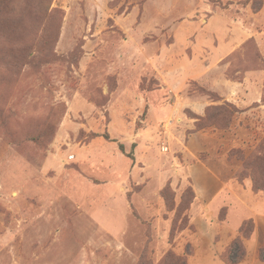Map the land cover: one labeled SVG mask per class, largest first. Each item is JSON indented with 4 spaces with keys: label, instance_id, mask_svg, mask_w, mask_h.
Returning a JSON list of instances; mask_svg holds the SVG:
<instances>
[{
    "label": "rangeland",
    "instance_id": "obj_1",
    "mask_svg": "<svg viewBox=\"0 0 264 264\" xmlns=\"http://www.w3.org/2000/svg\"><path fill=\"white\" fill-rule=\"evenodd\" d=\"M263 149L264 0H0V264H264Z\"/></svg>",
    "mask_w": 264,
    "mask_h": 264
},
{
    "label": "trees",
    "instance_id": "obj_2",
    "mask_svg": "<svg viewBox=\"0 0 264 264\" xmlns=\"http://www.w3.org/2000/svg\"><path fill=\"white\" fill-rule=\"evenodd\" d=\"M236 111H238V109L236 108ZM121 148L122 150L124 151V145L121 144ZM259 154L258 155H251L250 156V159H251V165L254 167H258L260 166V168H264V149L263 150H260L258 152ZM131 157H133L131 155ZM134 158V157H133ZM249 159V160H250ZM260 189V188H259ZM241 232L244 231V228L241 227ZM234 248V249H233ZM231 250H229L226 258H227V261L230 263V264H238L240 263L244 257L246 256V251L244 250L243 248V243H242V240L241 238H236L235 241H234V247H233ZM235 250V251H234ZM177 261H181L183 264H185V261L183 259H176Z\"/></svg>",
    "mask_w": 264,
    "mask_h": 264
}]
</instances>
